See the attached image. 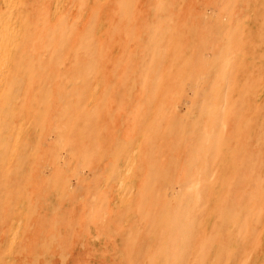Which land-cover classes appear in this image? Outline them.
Wrapping results in <instances>:
<instances>
[{"label": "rangeland", "instance_id": "obj_1", "mask_svg": "<svg viewBox=\"0 0 264 264\" xmlns=\"http://www.w3.org/2000/svg\"><path fill=\"white\" fill-rule=\"evenodd\" d=\"M25 3L0 264H264V0Z\"/></svg>", "mask_w": 264, "mask_h": 264}, {"label": "bare ground", "instance_id": "obj_2", "mask_svg": "<svg viewBox=\"0 0 264 264\" xmlns=\"http://www.w3.org/2000/svg\"><path fill=\"white\" fill-rule=\"evenodd\" d=\"M11 1V0H10ZM9 1V2H10ZM16 1L17 0H14V2L12 4H10L9 2H7V0H1V5L2 7L1 8H12V10H10L11 12H15L17 11L16 10V7L19 5L20 7V13L25 11V7H26V3H25V0H18L17 4H16ZM0 8V9H1ZM8 9V8H7ZM4 11H1L0 12V105L3 104V102L7 103V97L9 96H6L5 97V94H7V92L5 93L4 91V97L2 96V91L4 89V86H5V81L7 79V71L11 68V62H12V56H11V52H10V48L8 46V43L9 41L10 42H13L14 43V39L16 38V40L19 39V36H21L22 34V25L21 27L18 29L15 27V23H16V15L15 13L12 14L10 13V15H8L9 13L7 14H4L3 13ZM7 12V11H6ZM19 13V20H20V16L22 17V15ZM13 15V16H12ZM15 21V23L13 22ZM23 21V20H22ZM19 25V24H18ZM16 26H17V23H16ZM24 28V27H23ZM7 43V44H6ZM10 44V43H9ZM11 45V44H10ZM14 45V44H13ZM8 67V69H7ZM12 69V68H11ZM12 73V72H11ZM11 75V74H10ZM15 82V81H14ZM10 84L9 86H7V90L6 91H9L8 88H10ZM16 87V86H15ZM14 87V88H15ZM12 102V101H11ZM3 108V109H2ZM15 108V107H14ZM17 109V108H16ZM11 112V111H10ZM12 113V112H11ZM16 113V112H15ZM7 114V107L6 105L4 107H1L0 109V123L2 122V118ZM13 114V113H12ZM17 116V115H16ZM14 120H15V116L13 117ZM11 120V119H10ZM13 120V122H14ZM12 131V130H10ZM18 132V131H17ZM6 134V133H5ZM1 136V135H0ZM4 136V135H3ZM6 136V135H5ZM7 137V136H6ZM5 139V138H3ZM137 142V141H136ZM17 143V142H16ZM11 144V143H10ZM14 151V150H13ZM136 152V151H135ZM13 154V153H12ZM13 156H11L12 158ZM137 157V156H136ZM129 162V161H128ZM5 166V165H4ZM126 166V165H125ZM129 171V170H128ZM127 171V172H128ZM127 199H125L126 201ZM11 214V213H10Z\"/></svg>", "mask_w": 264, "mask_h": 264}]
</instances>
